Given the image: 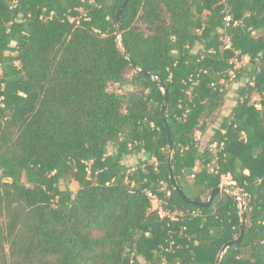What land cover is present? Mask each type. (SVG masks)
Masks as SVG:
<instances>
[{
    "label": "trees",
    "instance_id": "1",
    "mask_svg": "<svg viewBox=\"0 0 264 264\" xmlns=\"http://www.w3.org/2000/svg\"><path fill=\"white\" fill-rule=\"evenodd\" d=\"M126 1L0 0V264H216L241 203L170 162L245 202L219 264H264V0Z\"/></svg>",
    "mask_w": 264,
    "mask_h": 264
},
{
    "label": "water",
    "instance_id": "2",
    "mask_svg": "<svg viewBox=\"0 0 264 264\" xmlns=\"http://www.w3.org/2000/svg\"><path fill=\"white\" fill-rule=\"evenodd\" d=\"M128 1L129 0H127L125 2V4L120 8V10H119V12L117 14L116 25L118 26V28H119V25H120V20H121L122 13H123L124 8H125L126 4L128 3ZM118 34H120V32H118ZM135 69H136V66H135ZM148 76H150V75L148 74ZM164 93H165V103H164L163 109H162V118H163V121H164V123H165V125L167 127V130H168V140H169L170 150L173 151V143H172V140H171V133H170L169 127L167 126V120H166V109H167V104H168V92H167V90H165ZM169 169H170V180H171V183H172V186H173L174 190L178 193L180 198L187 204H191V205H194V206L200 207V208H208V207H210L212 205V203L215 200L217 195L225 192V189L222 186H220V187H218V188H216L215 190L212 191V193H211V195H210V197H209L207 202L191 200V199H189L186 196L184 191L177 185L175 177H174L173 172H172L171 162L169 163ZM241 209H242L243 214H244V221H243V225H242L241 234L236 240H233V241L229 242L228 244H226L222 248L221 253L218 256L216 264H219V262L222 259L223 254L227 251V249L231 248L234 245L240 244L241 241L244 238V233H245V228H246V208H245V205L243 203H241Z\"/></svg>",
    "mask_w": 264,
    "mask_h": 264
},
{
    "label": "rangeland",
    "instance_id": "3",
    "mask_svg": "<svg viewBox=\"0 0 264 264\" xmlns=\"http://www.w3.org/2000/svg\"><path fill=\"white\" fill-rule=\"evenodd\" d=\"M230 87L232 88V91H231V93L229 94V99H228V101L226 102V105H225V108H224V110H223V112H222V114H221V117H225V116H229L231 113H232V111H233V109H234V107H235V105H236V94H235V91L237 90V88H238V85H236V83H234V82H232V83H230ZM116 88H118V87H113V89H116ZM259 100H260V98L258 97V96H254L253 97V102H259ZM197 134V139L198 140H201V144H202V147H204V146H206V144L213 138V136H214V133H213V131L212 130H209L206 134H201V132H197L196 133ZM215 146L216 145H214V146H212L211 148L212 149H214L215 148ZM136 162L137 161V158H133L132 160H131V162ZM187 180L188 181H192V178H187ZM226 186H228V181H227V179H223V184H222V187L225 189V192L227 193V194H230V195H233V196H236L237 197V200L240 202V203H243L244 205H245V202H244V200H243V198H242V196L240 195V192L239 191H237V190H232V189H230V188H227ZM71 189L73 190V191H77V189H78V185L76 184V183H73L72 185H71Z\"/></svg>",
    "mask_w": 264,
    "mask_h": 264
},
{
    "label": "built area",
    "instance_id": "4",
    "mask_svg": "<svg viewBox=\"0 0 264 264\" xmlns=\"http://www.w3.org/2000/svg\"><path fill=\"white\" fill-rule=\"evenodd\" d=\"M225 22H226L227 25H229L230 22H231V17L227 16L225 18ZM147 195L150 198L151 203L153 205V211L157 212L161 219H166L167 218V219H169L172 222H178L185 215H190V217H197L199 215L198 213H196L194 211L188 212L187 214H185L183 211L171 212L169 210L164 209L161 206V204L158 201V199L152 193L149 192V193H147Z\"/></svg>",
    "mask_w": 264,
    "mask_h": 264
},
{
    "label": "crops",
    "instance_id": "5",
    "mask_svg": "<svg viewBox=\"0 0 264 264\" xmlns=\"http://www.w3.org/2000/svg\"><path fill=\"white\" fill-rule=\"evenodd\" d=\"M183 184L185 185L186 189H189V190L193 191V193H194V189H193L190 181H188L187 179H184Z\"/></svg>",
    "mask_w": 264,
    "mask_h": 264
}]
</instances>
